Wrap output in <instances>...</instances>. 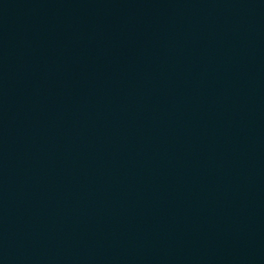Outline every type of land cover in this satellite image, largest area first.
Listing matches in <instances>:
<instances>
[{"label": "water", "instance_id": "water-1", "mask_svg": "<svg viewBox=\"0 0 264 264\" xmlns=\"http://www.w3.org/2000/svg\"><path fill=\"white\" fill-rule=\"evenodd\" d=\"M0 264H264V0H0Z\"/></svg>", "mask_w": 264, "mask_h": 264}]
</instances>
